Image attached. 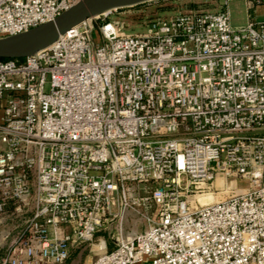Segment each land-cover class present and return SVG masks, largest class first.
Instances as JSON below:
<instances>
[{"label": "built area", "instance_id": "built-area-1", "mask_svg": "<svg viewBox=\"0 0 264 264\" xmlns=\"http://www.w3.org/2000/svg\"><path fill=\"white\" fill-rule=\"evenodd\" d=\"M79 1L0 0V39ZM157 1L0 60V264H64L114 221L92 264H264V19H107Z\"/></svg>", "mask_w": 264, "mask_h": 264}, {"label": "rangeland", "instance_id": "rangeland-1", "mask_svg": "<svg viewBox=\"0 0 264 264\" xmlns=\"http://www.w3.org/2000/svg\"><path fill=\"white\" fill-rule=\"evenodd\" d=\"M206 2L213 6V10H220L222 7V0H159L155 3L146 4L135 9L118 11L108 16L107 19L123 25V31L127 35L144 34L147 31V26L152 21L162 19L163 17L168 18L174 16L177 12L203 5ZM244 2H246L249 9L260 6L253 4L252 1L247 0ZM229 11L232 24V21L237 17V12L231 9H229ZM94 38H96L95 34ZM245 186L246 183L244 181L237 182L238 188H244ZM3 216L4 215H0V238L5 232L9 237H12L16 233L13 227L17 226L18 221H16V219H3ZM116 224V221L109 223L105 229L100 230L94 235L92 241L74 246L69 253L68 260L64 264H92L99 253H102L101 250L98 249L100 242L106 244L107 250L113 247L112 238L115 236ZM5 248L6 239H1L0 259L3 257Z\"/></svg>", "mask_w": 264, "mask_h": 264}, {"label": "water", "instance_id": "water-1", "mask_svg": "<svg viewBox=\"0 0 264 264\" xmlns=\"http://www.w3.org/2000/svg\"><path fill=\"white\" fill-rule=\"evenodd\" d=\"M155 0H81L56 17L24 33L0 39V60H21L54 44L81 23L113 11Z\"/></svg>", "mask_w": 264, "mask_h": 264}, {"label": "crops", "instance_id": "crops-1", "mask_svg": "<svg viewBox=\"0 0 264 264\" xmlns=\"http://www.w3.org/2000/svg\"><path fill=\"white\" fill-rule=\"evenodd\" d=\"M244 1L245 0H231L228 4V10L231 9L232 11L237 12V17L231 24L233 27L243 26L251 19H264V5L255 6L252 9H249Z\"/></svg>", "mask_w": 264, "mask_h": 264}, {"label": "bare ground", "instance_id": "bare-ground-1", "mask_svg": "<svg viewBox=\"0 0 264 264\" xmlns=\"http://www.w3.org/2000/svg\"><path fill=\"white\" fill-rule=\"evenodd\" d=\"M211 201H212V198L211 197L199 198V202L201 204L209 203ZM3 236H4V234L1 235L0 241H1V239H2ZM103 248H104V244H103V242H100V244L98 245V249L99 250H102Z\"/></svg>", "mask_w": 264, "mask_h": 264}]
</instances>
